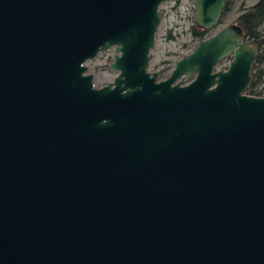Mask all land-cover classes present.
I'll list each match as a JSON object with an SVG mask.
<instances>
[{"label": "water", "instance_id": "obj_1", "mask_svg": "<svg viewBox=\"0 0 264 264\" xmlns=\"http://www.w3.org/2000/svg\"><path fill=\"white\" fill-rule=\"evenodd\" d=\"M165 1L0 0V264H264L258 47L230 24L159 79Z\"/></svg>", "mask_w": 264, "mask_h": 264}, {"label": "rangeland", "instance_id": "obj_2", "mask_svg": "<svg viewBox=\"0 0 264 264\" xmlns=\"http://www.w3.org/2000/svg\"><path fill=\"white\" fill-rule=\"evenodd\" d=\"M257 1L229 0L220 24L210 29L206 37L211 36L224 26L230 24L239 25V15ZM160 16L161 20L150 52L151 58L148 69L159 72V79H165L174 68L176 61L191 53L201 39L194 35V32L199 31L200 28L194 22L193 0L165 1L160 6ZM259 30L264 35V24ZM112 59L113 51L111 49L100 52L96 57L85 62L88 72L93 74V83L96 87L103 86L116 75L109 67ZM229 60L223 59L219 61L216 69H225ZM191 78H186L185 82ZM258 89L263 93L264 81L259 84Z\"/></svg>", "mask_w": 264, "mask_h": 264}, {"label": "trees", "instance_id": "obj_3", "mask_svg": "<svg viewBox=\"0 0 264 264\" xmlns=\"http://www.w3.org/2000/svg\"><path fill=\"white\" fill-rule=\"evenodd\" d=\"M229 0L222 13L227 9ZM239 25L243 28L244 39L247 42L255 43L258 47V55L252 68V80L249 84L247 93L257 95L258 86L264 81V35L260 33V27L264 24V0H258L255 4L243 10L238 17ZM200 28V27H199ZM209 33V30L200 28L194 32V35L203 39Z\"/></svg>", "mask_w": 264, "mask_h": 264}, {"label": "flooded vegetation", "instance_id": "obj_4", "mask_svg": "<svg viewBox=\"0 0 264 264\" xmlns=\"http://www.w3.org/2000/svg\"><path fill=\"white\" fill-rule=\"evenodd\" d=\"M256 96H264V93H261V90H259V92H258V94Z\"/></svg>", "mask_w": 264, "mask_h": 264}, {"label": "built area", "instance_id": "obj_5", "mask_svg": "<svg viewBox=\"0 0 264 264\" xmlns=\"http://www.w3.org/2000/svg\"><path fill=\"white\" fill-rule=\"evenodd\" d=\"M263 93H264V91H263Z\"/></svg>", "mask_w": 264, "mask_h": 264}]
</instances>
